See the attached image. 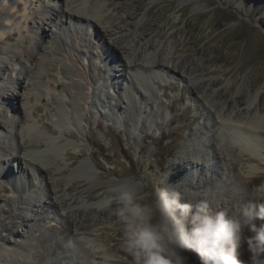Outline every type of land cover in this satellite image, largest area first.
<instances>
[{
  "label": "rangeland",
  "instance_id": "obj_1",
  "mask_svg": "<svg viewBox=\"0 0 264 264\" xmlns=\"http://www.w3.org/2000/svg\"><path fill=\"white\" fill-rule=\"evenodd\" d=\"M117 1L137 15L118 12L113 0H100V22L61 23L62 7L65 14H72L79 2L70 4L71 8L62 0L28 2L31 31L24 28L25 35L53 36L42 28L52 25L55 31L60 26L54 36L60 49L48 52L47 60L66 63L71 73L65 78L54 73L49 86L55 91L56 81L71 84L73 97L80 104L79 121L73 124L69 103H64L62 110L49 95L38 100L27 96L29 89L20 91L18 71L9 70L0 76V92L11 99L0 97V122L6 124V129L0 130V264H132L120 247L117 217L106 204H95L110 196L109 189L120 181L144 189L179 190L181 202L192 204L193 212L196 205L206 201L213 211L227 210L231 216L243 203L258 207L261 202L254 189L264 188V0H143L139 9L134 0ZM87 2V6L91 4ZM9 3L0 0V9L11 13L15 23L6 30H14L20 27V16L12 9L15 4ZM48 13L58 14L57 26L47 20ZM113 22L125 29L118 34V41L128 38L141 44L151 39V50L159 46L164 72L154 82L149 78L141 83L134 77L129 86L123 61L119 54L111 53L109 41L102 37ZM144 22L146 30L140 28ZM51 42L48 44L54 47ZM13 44L21 50L32 46L18 38L1 40L0 58L9 54H4V49ZM171 61L176 62L175 68ZM25 64L30 66L29 61ZM196 87L212 93L208 97L211 104L199 97ZM17 91H24L22 102L33 110L51 102L40 112L28 110L22 135L28 138L25 129L33 123L45 138L53 137L46 131L49 127L59 136L56 144L66 145L60 156L42 163L57 170V175L82 161L92 167L70 185L59 186L55 204L48 199L50 192L40 170L30 169L29 177H25L9 159V154L18 150L15 125H10L19 121L20 113L11 106L19 100L14 95ZM60 96L64 97L62 93ZM64 98L69 102L67 96ZM228 108L238 123L247 118L263 119L259 135L251 133L244 123L238 127L223 123L220 114ZM61 110L64 120L59 118ZM60 124H67L69 130L61 133ZM255 150L258 158L251 154ZM76 197L79 204L73 202ZM76 208L92 217V223L63 233L64 228L73 226L66 212L72 214ZM253 222L257 228L264 227V219ZM6 226H15L19 232L11 233ZM244 235L253 233L245 228ZM182 254L187 264H203L196 252ZM238 254L247 264L251 253L246 242Z\"/></svg>",
  "mask_w": 264,
  "mask_h": 264
},
{
  "label": "bare ground",
  "instance_id": "obj_2",
  "mask_svg": "<svg viewBox=\"0 0 264 264\" xmlns=\"http://www.w3.org/2000/svg\"><path fill=\"white\" fill-rule=\"evenodd\" d=\"M7 1H10L11 4H12V2L15 4V5H13L12 9L15 10V14L20 16V21H19L20 27H16L14 30L13 29L12 30H6V29L4 30L1 28V30H0V41L1 40L9 41L12 38L13 39L18 38L20 40V42H23V41L29 42L32 44V46L29 49L21 50L20 46L17 45L19 43H17V44H13L8 49H4V51H5L4 54L6 52H9V54L4 55L3 58H0V76L4 75L9 70L13 71V72L18 71L19 75L17 76V80H19L20 91L23 89H29L30 93H28L27 96H29L31 98H33V96H35V98H37L38 100L43 99V98H44L43 100H45L46 95H49L50 97L56 99L55 104L62 110H63L64 103H69L70 104L69 106L72 109L71 110L72 111V119L71 120L73 121V124L78 123V121H79L78 113L80 110V104L77 101H75L76 100L75 96L73 97V92H72L73 90L71 88L72 87L71 84L69 85L68 83H66V81H62V82L56 81L54 83L55 91L51 90L52 88L50 89L51 86H49L50 81L53 78L54 73L61 74L62 78L67 77V75L69 73H71L70 72L71 69L68 67V65L66 63H63V64L55 63V64H53L54 63L53 61L47 60L48 59L47 55L49 54L48 52H50V51L55 52L58 49H60L59 46L56 44V42L54 43V40L56 39V37H54L56 34V30L60 26L57 29H55V31H52V25H50L51 28H48V29L46 27L42 28V30L44 32H47L46 30L53 32V36H52V34L50 35L49 33L48 34L47 33H44V34L40 33V34L25 35L23 33V29L25 28L27 30H30V27H29V20H30L29 19V17H30L29 16V14H30L29 13L30 12L29 6L30 5H28V2L31 0H20V1L19 0H7ZM62 1L66 2L67 0H62ZM87 1L88 0H70L69 3L66 2V3H68L67 6H69L72 3L75 4L76 2H79V3L77 5L73 6L74 13H72V14H70L71 12H69V14H67V12H66V14H65V8L62 7L60 13H63L62 16H64V20L59 18L61 20V23L68 21V20H77V21H85V22L94 21V23L100 22V19H98V16H97L100 9L102 8L100 0H90L91 4L88 6L86 5L88 3ZM134 1L138 5L137 9H139L142 6L143 0H134ZM117 2H118L117 0H113V6L115 7L116 10H118V12L125 10V11L129 12L128 13L129 16L130 15H133V16L137 15L136 11L134 13L130 12V10H129L130 7L128 5H126V6L123 4L121 5V4H118ZM85 6L88 7V9ZM85 9H87L89 11H87ZM45 10L47 11V9H45ZM10 14L5 12V10L2 11V9H0V16L1 17L4 16L5 21H7L8 23H13L14 21H13L12 17L10 16ZM45 16L49 22L54 23L55 26L58 25V24H56L58 22V21L56 22V20L58 19V14L48 13V14H45ZM120 19H121V22L125 21L122 18H120ZM30 24H31V21H30ZM146 26H147L146 22H144V23H141L140 28L143 27L144 30H146ZM110 28L111 29H108V28H105V30L102 29L103 30L102 37H105L106 40L109 41L108 45H109V49H111V51H112L111 53L112 54L115 53L117 55L119 54L118 56L121 58L120 60L123 61V63H122V65H124L123 70L126 72V74H124L125 75L124 78H125V80L128 81L129 86H131L133 84L134 77H136L135 79H137L141 83H142L143 79H149V78H150L149 80H152L154 82L155 81L154 78L158 74H162L161 73L163 71L162 66L164 65L163 63H161L159 61V53H161V52H159V46H157V47L155 46L156 48L151 50L149 48V45L151 42L149 40H151V39H147V40H145V42H141V44H139V41H136L134 44L133 39L128 41V38H127L128 42L126 41V39L125 40L122 39L123 41H118L117 40L118 34L123 32V30H125V29H123L121 26H119L118 23H115V22H113V24L110 26ZM147 29H149V26L147 27ZM100 32L101 31H98L97 34L101 35ZM48 39H50L51 41L53 40V41L52 42L48 41ZM111 39H113V40H111ZM139 39H140V37H139ZM49 42L54 43V47L50 46L48 44ZM125 42H126V44H124ZM28 61L30 62L29 67H27L25 64ZM171 62L173 64V67L175 68L176 62L175 63H173V61H171ZM169 65L171 66V64H169ZM167 66H168V64H167ZM168 72H170V71L168 70ZM127 74H128V76H127ZM193 86L195 87V85H193ZM203 86H205V85H203ZM196 88H198L197 93L199 94V97H202L205 99L206 102H209L208 97L212 96L211 95L212 93H209V91H207V90L203 91V89L199 90V87H196ZM31 91L33 94H31ZM23 92L17 91L16 93H14L15 99L18 98L19 100L16 104H15V102H12V105H11L12 108H14L15 110H17L20 113V115L18 117L19 121L17 120L18 121L17 124H15L16 121L11 122V124H10L11 126L15 125V129H16L15 134H16V138L18 140V143H17L18 150H17L16 154H12V153L9 154V159L11 160V158H12V162L14 164H17L19 167V171H17V172H20L21 175H23L25 177H29L30 169L31 170L32 169L40 170L41 174L43 175V177L45 179L46 188H48V190L50 192V198H48V199H51L52 203L55 204L54 203L55 200H58L54 197V195L57 196V193H58L57 188L61 185H68L76 177H78V176H80L86 172H91L92 167L90 166V163L88 161H82L79 165H76L75 167L70 169V171H68V172L66 171L67 173L63 174L64 173L63 172L61 174V172L59 171L58 175H57V173H54V171L57 172V170L53 171L51 168L46 167L47 166L46 164H45L46 165L45 166L44 163H42V161L48 160V158L50 160V159H53V158L60 156L66 145H63V144L57 145L56 144V140L59 138V136L55 135L54 132L49 130V127L48 128L46 127V131L49 132L50 134H52L53 137L52 138H45L42 130H39L35 125H33V123L30 125L25 124V125H27L25 130H26V134H28V138H25V135H22V131H23L22 129L25 128L23 125L24 121H25L26 117H28V115H29L28 110H32L33 113L40 112L43 110L44 105L51 103L50 101H46L45 104L38 105L35 108V110H33V108L31 109L30 106H28L26 103L22 102L21 96H22ZM61 93H62V95H64V97L65 96L68 97L69 102L66 100L67 98L65 99L63 96L62 97L60 96ZM43 95H45V97H43ZM0 97H2V99L5 101L11 100V99H9L10 98L9 95L5 94L3 92H0ZM72 97H73V100H72ZM209 103L211 104V102H209ZM229 106H230V104H229ZM212 107H214V106H212ZM62 110H61V114H60L59 118H61V120H64V114L62 113ZM216 112L221 113L222 111L218 110ZM231 113H232V110H230L228 108L227 112H223L220 114L221 119L224 121L223 123H225V124L229 123V124L236 126V127H238V125H240V123L241 124L244 123L251 133H253L256 136L259 135L258 132H259V128L262 127V123H263L262 120L263 119L252 120L250 118H247L244 121L241 119V122L238 123L240 120L236 119V121H235V119H233ZM10 125H9V128H10ZM60 125L61 126H59L58 129H59V131H61V133H64V130H69V127L66 126L67 124H64L65 126L63 124H60ZM1 127H2V130H5L6 124L4 122H0V130H1ZM249 131H248V133H249ZM241 136L243 137L244 135H241ZM244 137H246V136H244ZM54 143H55V145H54ZM251 154L253 157H257V158L259 157V153H258V151L256 152V150H255V152L252 151ZM10 168H11V166H10ZM8 170H10L9 167H8ZM12 170H13V165H12ZM31 172H33V171H31ZM1 176H3V175H1V172H0V177ZM208 182H210V181H207V183ZM22 187H26V184L22 185ZM14 189L18 191V187L15 188V186H14ZM73 197H74V195L70 198V200ZM108 197L109 196H106L102 201H97V203H95V204L99 207H103V205L107 201ZM77 198L78 197H76L75 201H73V202H75L76 204H79L80 202L76 201ZM60 202L63 203L62 200ZM65 204H67V202H65ZM71 206L72 205H70V207ZM64 207H66V206L64 205ZM71 212H72V214H69L70 213L69 211L66 212V215L68 216L69 220H70V218L72 219L71 225H73V226H71L72 228L71 227H67L66 229L64 228L63 233H66L67 231H68V233H71V230L74 231V228L75 229H77V228L83 229V228L89 227V224H91L93 221V218L89 217V215H87L85 213V211H82L80 208L73 209V210H71ZM5 229L9 230V232H11V233L19 232L17 230V228L15 229V226H6ZM52 232H54V231H52ZM4 257L6 259V256H4Z\"/></svg>",
  "mask_w": 264,
  "mask_h": 264
},
{
  "label": "clouds",
  "instance_id": "obj_3",
  "mask_svg": "<svg viewBox=\"0 0 264 264\" xmlns=\"http://www.w3.org/2000/svg\"><path fill=\"white\" fill-rule=\"evenodd\" d=\"M141 185L143 182H139ZM258 205L243 203L233 215L213 211L208 203H182L176 189H144L120 181L109 189L105 202L121 226L120 247L132 264H187L185 251L196 252L203 264H245L238 249L246 242L247 264H264V188L254 189ZM247 228L253 235L245 236Z\"/></svg>",
  "mask_w": 264,
  "mask_h": 264
}]
</instances>
